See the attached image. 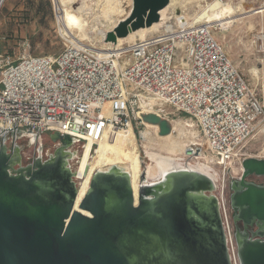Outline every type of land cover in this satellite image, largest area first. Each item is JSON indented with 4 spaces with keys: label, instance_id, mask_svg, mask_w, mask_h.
<instances>
[{
    "label": "water",
    "instance_id": "95a60500",
    "mask_svg": "<svg viewBox=\"0 0 264 264\" xmlns=\"http://www.w3.org/2000/svg\"><path fill=\"white\" fill-rule=\"evenodd\" d=\"M168 3L131 0L105 42L116 44L157 23ZM141 121L156 126L160 137L172 132L171 121L155 114H142ZM61 138L69 140L65 147ZM11 143L19 153L14 159L5 151ZM58 148L69 154L66 177L49 171L54 163L12 169L46 160ZM184 154L189 157L142 160L63 130L0 122V264H233L221 173L194 159L205 156L199 146ZM225 179L236 263L264 264V159L242 160V174ZM214 208L222 223L211 220ZM241 223L256 224L251 238L239 230Z\"/></svg>",
    "mask_w": 264,
    "mask_h": 264
},
{
    "label": "built area",
    "instance_id": "2783aa9c",
    "mask_svg": "<svg viewBox=\"0 0 264 264\" xmlns=\"http://www.w3.org/2000/svg\"><path fill=\"white\" fill-rule=\"evenodd\" d=\"M258 1L240 3L256 6ZM50 2L56 16L58 0ZM197 17L185 25L172 17L117 53L110 49L100 55L68 37L56 55H25L15 61L0 52V122L55 128L96 145L113 130L143 125L142 114L168 119L182 113L194 123L209 161L224 179L231 166L246 159V143L264 130L263 95L215 39L213 31L220 25ZM220 201L237 264L228 209L222 197Z\"/></svg>",
    "mask_w": 264,
    "mask_h": 264
},
{
    "label": "rangeland",
    "instance_id": "374dc122",
    "mask_svg": "<svg viewBox=\"0 0 264 264\" xmlns=\"http://www.w3.org/2000/svg\"><path fill=\"white\" fill-rule=\"evenodd\" d=\"M81 1H85L87 5L89 3L88 6H90V8L93 6L91 8V13H94V16H97L96 14H99V9H101V5H103L102 0H76L77 3L74 2L73 5L79 6V3ZM240 1L241 0H232L228 4L234 6L238 5ZM205 5L209 7L207 8ZM243 5L248 9L251 8L250 6H252V8H258L261 5H264V0H259L256 6H254L255 4L248 5L247 3H243ZM184 6L182 7L183 14H181V17L179 19V24L181 25L190 23L194 14H197V16H199L197 17V20L208 18V12L215 5L213 4V0H188L187 3L184 4ZM172 16L173 18L171 19V21L174 20L175 17L174 14H172V11H169L168 17ZM87 17L89 18H86V20L89 21L90 25H93L91 23L93 20L90 15H88ZM107 24L108 23H105L104 20L99 23V26L94 24L95 28H93V30L89 28V34L87 33L85 37L80 36L77 31H74L76 34L73 33L74 37L73 39H70L75 43L93 48L96 50V52H101L97 50L105 48L104 44L106 42L103 38L101 39L98 30H100L101 28L103 30H108L109 27ZM248 25L253 26V30H249ZM213 33L215 39L222 46L232 63L251 85V87L256 89L261 95L264 96V10L262 12H257L249 17H246L245 20L241 23H233L230 26H226V28L224 29L221 28V26L216 27ZM147 36L149 35H146L144 37ZM257 37L262 38L257 39ZM65 38L66 37H63L60 34L58 22L50 0H5L4 3L0 6V52L2 54L10 55L15 61H18L20 57L25 55H56L60 53L64 48ZM138 39L139 38H136V40ZM130 43L132 42H124L122 44V48H125ZM252 68L254 70L256 68L257 75L254 76V74L252 73ZM168 120L171 122H182V124L186 125V127L188 128L189 126L187 125V123H190L191 127L198 134L195 125L191 122L192 120L182 113H175L173 116H170ZM143 129V125H133V133L135 135V146L137 152L134 154L128 151L133 156L142 160L144 158V155H147L144 147V143H146V141H142L141 139V132ZM149 132L151 133V131ZM150 136L151 139H155L152 133ZM156 142L157 140L155 139L153 144L155 145ZM189 144L190 143H188L187 147L196 145L199 146L205 153V156H195L194 159L198 157L197 159L201 162H205L206 159L207 161L210 159L209 154L201 145L199 138L195 139V141L190 145ZM151 150L155 153L165 154L164 151H160L157 147H153ZM184 151L181 154V157H189V155L184 154ZM243 152L246 158L250 157L264 159V136L258 135L257 137L254 136L253 138H251L246 143ZM210 165L217 172L221 173L220 168L214 166L212 163ZM232 167L226 175L238 177L242 174V164L239 165L237 163ZM219 178L220 198H223L226 208L228 209L227 179H225L224 184L222 174ZM227 216L229 221L228 212Z\"/></svg>",
    "mask_w": 264,
    "mask_h": 264
},
{
    "label": "bare ground",
    "instance_id": "6f19581e",
    "mask_svg": "<svg viewBox=\"0 0 264 264\" xmlns=\"http://www.w3.org/2000/svg\"><path fill=\"white\" fill-rule=\"evenodd\" d=\"M79 1V0H78ZM91 1V0H90ZM103 5H101V9H99V14L94 16V13H91L92 7L90 8L89 3L85 1H81L79 6H74V2L76 0H58L57 8H56V19L58 22V27L60 34L63 37H68L73 39L74 31H77L80 36H86L88 33V29L95 28V25L99 26V23L104 20L105 23H108L109 29L103 30L101 27L99 34L101 39L103 38L105 41V36L110 29L114 28L117 22L127 16L128 11L131 6V0H102ZM188 1V0H187ZM186 0H169L168 5L160 11V20L157 23H154L152 26L148 28L139 29L134 32H130L129 35L124 39H118L116 44L105 43V48L97 51V54L105 55L108 50L112 49L116 53L122 49V44L124 42H133L136 41V38L142 40L146 37V35L153 34L157 32L167 20L172 17H168V12L172 11L174 17L179 19L181 14H183L182 7ZM77 3V2H76ZM215 6L208 12V18H206L209 22H217L221 28H226V26H230L233 23H241L245 20L246 17H249L257 12H262L264 10V5L258 8H250L248 9L243 4L239 3L238 5H230L226 4H217L213 3ZM185 7V6H184ZM209 6H207L208 8ZM98 9V8H97ZM175 10H179V14H175ZM206 10V9H205ZM88 15L92 18V24H89V21L86 20ZM170 15V14H169ZM95 24V25H94ZM104 25V24H102ZM97 26V27H98ZM105 27V26H104ZM253 26L248 25V29L253 30ZM97 32V31H96ZM76 34V33H75ZM89 34V33H88ZM76 36V35H75ZM79 37V36H78ZM80 38V37H79ZM82 38V37H81ZM262 37H257L260 39ZM258 41V40H257ZM261 41V40H260ZM254 76L257 75V70L252 68ZM251 70V71H252ZM260 72V71H259ZM260 74V73H259ZM257 77V76H256ZM258 79V78H257ZM172 124V132L170 135L165 137H160L157 135L158 128L156 126H152L149 124H143L144 129L141 132L142 141L145 140L144 147L147 155H159V156H168V157H179L181 158V154L187 147L188 143H193L195 139L198 138L197 132L191 127L190 123H187L189 126L183 125L182 122L173 121ZM153 137L157 140L154 145L153 142L155 139H151V133ZM260 135L264 136V130L261 133L257 134L255 137ZM99 143L107 144L114 146L116 148L122 149L124 151H129L132 153H136L137 149L135 146V135L133 133L132 128H128L127 130H113L111 135H104L103 138L96 144ZM189 144V145H190ZM157 147L160 151H164L165 154H159L153 152L151 149ZM205 148V147H204ZM154 150V149H153ZM161 153V152H160ZM198 158V157H197ZM195 159L199 161L198 159ZM201 162V161H199ZM202 164L208 166L209 168L215 170L210 164L211 162L207 159L205 162H201ZM232 167V166H231ZM234 168V167H232ZM241 170V168H240ZM216 171V170H215ZM220 179V178H219Z\"/></svg>",
    "mask_w": 264,
    "mask_h": 264
},
{
    "label": "flooded vegetation",
    "instance_id": "af4514ba",
    "mask_svg": "<svg viewBox=\"0 0 264 264\" xmlns=\"http://www.w3.org/2000/svg\"><path fill=\"white\" fill-rule=\"evenodd\" d=\"M59 141H61V143H63V147H65V145H67L66 143L69 142V140H66V138H61ZM65 144V145H64ZM4 146V145H3ZM5 151L7 152L6 154H8L10 157L16 158V156H18V148L16 146H13L12 143L9 147V149H5ZM63 150L62 148H58L53 155L49 156V158H47L46 160H42L40 157H37L35 159H32L29 163H27L25 166H18L17 169H14V166H12L13 171L18 170L20 168H33V166H40V165H46L49 164L51 165V163H54L53 167L49 169V171L51 172H55L59 175H61L62 177H66L67 172H71L70 168L67 166V159L69 158V154H62ZM52 158H55V162L51 161ZM67 171V172H66ZM75 173V172H74ZM73 173V190L78 189L76 186V183L74 181L75 177ZM70 190V188H69ZM154 189L152 190H144L143 195H142V200H145L147 198H149L150 196H153ZM138 197V196H137ZM138 199V198H137ZM135 207H138V203H134ZM111 207V205H110ZM210 218L212 221H218L219 219L221 220V215H220V211L217 208H214V210L211 211L210 214ZM222 223V220H221ZM238 227L240 231L244 232V234L248 237L251 238L252 233L256 227V224H252L251 226H247V227H243V224L241 223ZM134 232H136V230H133Z\"/></svg>",
    "mask_w": 264,
    "mask_h": 264
}]
</instances>
